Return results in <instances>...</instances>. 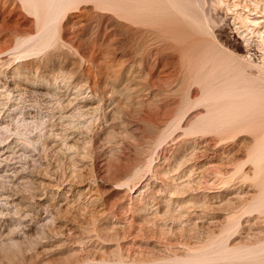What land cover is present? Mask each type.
Wrapping results in <instances>:
<instances>
[{"label": "rangeland", "instance_id": "374dc122", "mask_svg": "<svg viewBox=\"0 0 264 264\" xmlns=\"http://www.w3.org/2000/svg\"><path fill=\"white\" fill-rule=\"evenodd\" d=\"M47 1L0 0V264H264V46L212 0Z\"/></svg>", "mask_w": 264, "mask_h": 264}, {"label": "bare ground", "instance_id": "6f19581e", "mask_svg": "<svg viewBox=\"0 0 264 264\" xmlns=\"http://www.w3.org/2000/svg\"><path fill=\"white\" fill-rule=\"evenodd\" d=\"M46 1V0H45ZM49 2H50V0H48ZM48 1H47V3H48ZM63 1V0H62ZM142 1V0H141ZM145 1V0H144ZM147 1V0H146ZM151 1V0H150ZM153 1V0H152ZM178 1H180L181 3L183 2V0L181 1V0H178ZM176 2V0L175 1H173L174 3L176 2V4L178 3H180V2ZM186 1V2H185ZM184 2H183V4H185V3H187V0H185ZM194 1V0H193ZM206 1H208V0H206ZM211 1V0H210ZM251 0H249L248 1V3L246 2V0H212L211 1V5H213L212 3H214L215 4V6L216 7H218V8H221L220 9V12H222V9H223V7L226 9V11H223V13L221 14L223 17H224V19L225 20H228V22L230 21V22H235V20L237 21V23H239V25H238V29H237V31L238 32H236L235 34L237 35V37H238V39H240V41H237V37L235 38V45L233 46H231L230 44H229V41L228 42H226L227 43V46H224V47H226V49L228 50V47H229V50L232 48V50H233V52L235 51V54H236V52H237V54L236 55H234V54H232V55H234V56H236V58H235V60L237 59V60H241V61H243L244 63H245V66H252V67H250L249 66V70H251L253 67H255V65H258V63H256V61L257 60H253L252 59V57H251V49L253 48V46L255 47L256 46V44L259 42V43H261L262 44V46H264V0H256L255 2L254 1H252L253 3H251L250 2ZM53 2V1H52ZM52 2H51V4H52ZM60 3H61V0L59 1ZM67 2V1H66ZM143 2V1H142ZM148 2V1H147ZM147 2H145V4L147 3ZM189 2H191V4L189 3ZM54 3V2H53ZM58 3V2H57ZM181 3H180V6H181ZM188 3L191 5H188V4H185V5H183L182 7L184 8V6H185V9L187 8V6L189 7V11H188V9L187 10H185V9H183V11L185 10L187 13H191L190 11H194V9L193 10H190V8H192V6L195 8V6H196V8H195V10L198 8L199 9V5L201 6L200 7V9L202 8V11H203V7H205V6H203L202 7V5L204 4V2H203V0H195V2L194 3H196V5H194V4H192L193 2H192V0L190 1H188ZM63 4V3H62ZM61 4V5H62ZM141 4H144V3H141ZM178 4H177V6H178ZM205 4H207V3H205ZM50 5V4H49ZM197 5H198V7H197ZM209 5V4H208ZM56 6V5H55ZM144 6V5H143ZM143 6H142V8H143ZM148 6V5H147ZM214 6V5H213ZM212 6V7H213ZM214 6V7H215ZM54 7V6H53ZM145 7H146V5H145ZM144 7V8H145ZM211 7V8H212ZM143 8V9H144ZM206 8V7H205ZM48 9V8H47ZM182 9V8H181ZM180 9V10H181ZM217 9V8H216ZM216 9H214V10H216ZM156 10H157V8H156ZM159 10V9H158ZM179 10V11H180ZM205 10V9H204ZM212 10H213V8H212ZM218 10V9H217ZM143 11V10H142ZM141 11V12H142ZM184 11V12H185ZM200 11V10H199ZM144 12H145V10H144ZM209 12V11H208ZM217 12V11H216ZM154 13V12H153ZM198 13V12H197ZM206 13V12H205ZM142 14V13H141ZM183 14V13H182ZM200 14V13H199ZM203 14V13H202ZM159 15V14H158ZM194 16L196 15V14H193ZM208 15H210V14H208ZM207 15V17H209ZM205 16H206V14H205ZM221 16V17H222ZM197 17V16H196ZM200 17H203V15L202 16H200ZM207 17L205 18V19H207ZM222 17V18H223ZM198 18V17H197ZM194 19V18H193ZM202 19V18H201ZM197 20V19H196ZM202 21V20H201ZM207 21V20H206ZM210 21V20H209ZM223 21V20H222ZM205 22V21H204ZM229 22V23H230ZM214 23V22H213ZM198 24V23H197ZM200 24V23H199ZM226 24V23H225ZM228 25V24H227ZM235 26V25H234ZM236 27L237 26H235V29H236ZM235 31V30H234ZM233 31V32H234ZM235 35V36H236ZM243 42V43H242ZM233 43V42H232ZM256 43V44H255ZM255 44V45H254ZM260 44V45H261ZM259 46V45H258ZM260 48H262V49H264L263 47H260ZM255 50V49H254ZM232 52V51H231ZM256 52H257V50H256ZM260 52V51H259ZM229 53V52H228ZM253 54H255V53H253ZM260 54H261V52H260ZM263 54H264V50H263V53L261 54L262 56H263ZM230 55H231V53H230ZM231 55V56H232ZM230 56V57H231ZM228 57V56H227ZM229 57V58H230ZM233 57V56H232ZM258 57V59H259V56H257ZM261 57V56H260ZM226 58V57H225ZM224 59V58H223ZM237 60L236 61H234L235 63H236V65H237ZM261 60V59H260ZM259 60V61H260ZM205 61V60H204ZM226 61V60H225ZM241 61H239V63L241 62ZM224 62V61H223ZM232 62V61H231ZM225 63H227V62H224V64ZM239 63H238V66H240L239 65ZM233 64V63H232ZM261 65V67L262 68H264V56L262 57V61H261V63H260ZM247 66V67H248ZM235 67V66H234ZM241 67V66H240ZM257 67V66H256ZM233 68V67H232ZM242 68V67H241ZM216 69V68H215ZM230 69H231V67H230ZM236 69H238V68H235V70ZM240 69V68H239ZM243 69V68H242ZM247 69V68H246ZM253 70V69H252ZM254 70H255V68H254ZM261 70V69H260ZM263 70V69H262ZM258 71V70H257ZM264 71V70H263ZM238 72V71H237ZM241 72V71H240ZM244 71H242L241 73H243ZM246 73H247V71H245ZM255 72V71H254ZM236 73V72H235ZM241 73H238V74H235V76L236 75H239V74H241ZM245 73V74H246ZM249 73H252V72H249ZM229 74V73H228ZM244 74V73H243ZM256 74H257V72H256ZM218 75V74H217ZM242 75V74H241ZM228 76V75H227ZM240 76V75H239ZM244 76V75H243ZM247 76H250L251 78L254 76L253 74H248ZM256 76V75H255ZM264 76V75H263ZM217 77V76H216ZM234 77V76H233ZM232 77V78H233ZM236 77H238V76H236ZM240 77H242V76H240ZM239 77V78H240ZM257 77V76H256ZM248 78V77H247ZM253 78H255V77H253ZM253 78H252V80H253ZM259 78V77H258ZM212 79V78H211ZM237 79V78H236ZM241 79V78H240ZM243 79H245L246 80V77L245 78H243ZM243 79H242V81H243ZM226 81H228V79L226 80ZM226 81H224V82H226ZM242 81H241V83H242ZM239 82V81H238ZM238 82H235V83H238ZM249 82V81H248ZM230 83V82H229ZM233 83V82H232ZM243 83H244V81H243ZM256 83V82H255ZM203 84V83H202ZM218 84V83H217ZM221 84V83H220ZM226 85H227V83H225ZM231 84V83H230ZM234 84V83H233ZM225 85V86H226ZM238 85V84H237ZM209 86V85H208ZM224 86V85H223ZM239 86V85H238ZM232 87H233V85H232ZM237 87V86H236ZM240 87H241V85H240ZM208 88V87H207ZM214 88V87H213ZM220 88V87H219ZM230 87L228 86V89H229ZM228 89H226L227 91H228ZM231 89V88H230ZM233 89H234V87H233ZM233 89H231V90H233ZM242 89V88H241ZM225 89L223 90V92L224 91H226ZM236 90L237 89H234V93H236ZM242 90H244V89H242ZM229 92V91H228ZM230 92H232V91H230ZM225 93V92H224ZM228 94V93H227ZM232 94H233V92H232ZM244 94V93H243ZM234 95V94H233ZM236 95V94H235ZM239 95H241V94H239ZM238 95H236V97H237ZM235 97V98H236ZM238 105V104H237ZM178 187V186H177ZM238 256V255H237ZM188 261V260H187ZM185 261H183V263H184ZM186 263V262H185Z\"/></svg>", "mask_w": 264, "mask_h": 264}]
</instances>
